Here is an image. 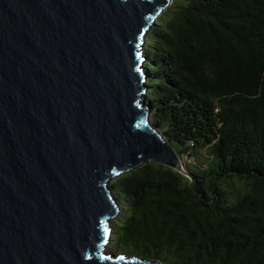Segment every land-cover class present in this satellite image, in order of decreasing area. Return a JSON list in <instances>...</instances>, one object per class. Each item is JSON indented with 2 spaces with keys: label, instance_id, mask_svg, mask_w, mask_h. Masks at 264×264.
Instances as JSON below:
<instances>
[{
  "label": "water",
  "instance_id": "obj_1",
  "mask_svg": "<svg viewBox=\"0 0 264 264\" xmlns=\"http://www.w3.org/2000/svg\"><path fill=\"white\" fill-rule=\"evenodd\" d=\"M167 4L0 0V264H151L104 245L115 175H186L145 104L143 42Z\"/></svg>",
  "mask_w": 264,
  "mask_h": 264
},
{
  "label": "trees",
  "instance_id": "obj_2",
  "mask_svg": "<svg viewBox=\"0 0 264 264\" xmlns=\"http://www.w3.org/2000/svg\"><path fill=\"white\" fill-rule=\"evenodd\" d=\"M144 53L150 124L187 176L154 161L114 176L112 253L264 264V0H168Z\"/></svg>",
  "mask_w": 264,
  "mask_h": 264
},
{
  "label": "rangeland",
  "instance_id": "obj_3",
  "mask_svg": "<svg viewBox=\"0 0 264 264\" xmlns=\"http://www.w3.org/2000/svg\"><path fill=\"white\" fill-rule=\"evenodd\" d=\"M143 44H144V42H143ZM192 155V154H191ZM198 157H199V159L201 160V161H204V159H206V155L204 154V152L203 151H201L199 154H198ZM181 159V162H182V165L184 164V162L187 160V157H186V159L184 158H180ZM190 160H191V162L194 160V158L191 156L190 158H189ZM192 166V165H191ZM193 167V166H192ZM110 185V184H109ZM114 220H111L110 222H109V227H110V233H109V235H108V237H107V242L105 243V245H104V250L108 253V252H112V251H114L115 253L117 252V251H119L117 248H115L113 245L111 246V244H112V237L114 236V234H113V231H114V228H113V224H112V222H113ZM110 246V247H109ZM108 247H109V250H108Z\"/></svg>",
  "mask_w": 264,
  "mask_h": 264
}]
</instances>
